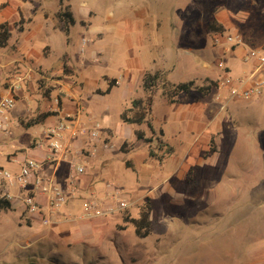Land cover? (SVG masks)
<instances>
[{
  "label": "rangeland",
  "instance_id": "rangeland-1",
  "mask_svg": "<svg viewBox=\"0 0 264 264\" xmlns=\"http://www.w3.org/2000/svg\"><path fill=\"white\" fill-rule=\"evenodd\" d=\"M105 1L107 5L100 15L101 20L88 18L69 26L65 32V25L57 16L61 9L70 10L65 0L52 6L45 5V0H31L27 3L30 9L26 13L33 17L28 21L20 1L0 0V25H7L10 30L8 46L0 47V53L7 61L10 56L20 59L27 56L20 57L16 47L30 24V32L34 34L24 44L30 51V60L48 76L56 79L65 76L66 81L72 83L76 82L75 76L71 75L73 70L62 75L59 68L70 62L84 83L81 99L85 106L84 117L91 115L101 123L100 137L106 128L115 132L114 140L107 142L114 145L110 151L116 156L112 160L115 174L97 179L98 156L102 152L98 147L90 159L95 167L88 170V176L99 180L97 184L104 188L109 198L119 192L120 199L129 203L143 201L149 196L154 217L158 210L163 211L165 218L177 217L180 221L168 219L170 225L166 227L156 220L157 233L153 228L151 236L140 239L135 234L134 225L125 221L127 212L133 207L129 206L124 210L127 212L122 211L125 213L123 218L117 213L110 216L108 225L92 235L98 250L85 244L75 247L79 255L76 260L74 254L69 255L71 251L65 252L73 249L72 244L61 245L59 242L62 249L53 245L57 242L55 231L45 218L28 219L26 209L19 208L20 203L15 201L11 210L0 212V264H264V96L257 102L231 101L219 116L214 117L217 110L212 109L215 103L211 95L219 79L226 74L218 64L222 63L230 75L239 77L251 70L252 63L243 59L241 48L223 52L220 47H215L214 33L207 29L210 21L215 20L222 24L224 29L221 32L240 34L250 45L264 46V0ZM93 2L73 0L75 8L81 6L85 10H90ZM142 3L149 9L160 5L159 20L155 23L161 35L162 63L158 54L152 51L160 45L152 29L148 35L139 34L138 29L144 25L137 16V8ZM40 16L42 20L35 22L34 18ZM49 26L54 31H47ZM82 38L87 39L83 54L80 52ZM142 41L144 45H141ZM156 70L162 75L154 89L152 117L148 118L155 128L164 131L165 136L163 138L159 130L153 133L147 124L142 125L140 130L153 142L141 141L131 153L129 158L133 160L128 165L132 168L135 165L136 170H133L126 167V154L121 151L135 149L132 143H122L126 141L127 131L137 126L123 123L121 115L135 98L146 99L148 94L140 85L142 73L155 74ZM114 80L116 83L110 89ZM189 81H194V89L186 94L189 98L194 101L201 97L207 99L208 105L212 106L208 109L213 110L210 116L214 117L213 120H231V123L225 121L221 133L214 135L210 143L214 149L218 148L223 163L227 162L224 167L222 162L214 165L216 156L209 155L210 149L204 151V156L211 161L193 169L188 165L191 162V158L187 160L189 148L196 147V132H188L187 108L168 103L163 97V87L164 84ZM186 95L181 97L182 100ZM44 130L45 126L40 124L22 132L27 143H38L45 139ZM135 139L133 134L129 141ZM163 140L172 149L167 151ZM149 145L157 158L146 154L145 148L149 149ZM196 152L194 158L199 154ZM164 155L160 174L152 177L149 172L158 162L156 159L163 160ZM5 156L11 157L10 153ZM142 162L149 164L145 166ZM192 162L195 163L196 159ZM222 167L225 168L224 175H221ZM187 170H190V189L178 187L166 191L168 182L165 180L171 177L169 184L176 183L178 175ZM216 184L218 188L212 190ZM10 191L14 193L0 180V198ZM111 203L115 206L118 201L112 200ZM133 213L136 214L137 210ZM155 234H159V242ZM49 238L54 239L52 243ZM172 240L176 243L174 246ZM152 242L157 244L151 250L145 244Z\"/></svg>",
  "mask_w": 264,
  "mask_h": 264
},
{
  "label": "crops",
  "instance_id": "crops-1",
  "mask_svg": "<svg viewBox=\"0 0 264 264\" xmlns=\"http://www.w3.org/2000/svg\"><path fill=\"white\" fill-rule=\"evenodd\" d=\"M15 1H20L22 5L24 17L26 18L27 21L33 17L26 13V11L30 9L28 8L30 7V4H27V3H30V1L28 2H24L22 0H15ZM56 2H58V4H56ZM65 2L70 7L69 11L72 13L73 18L75 20L74 25H76L78 22L80 23L81 21H86L88 20V18H91V19L95 18V19L101 20L100 15L105 11V6L107 5V2L105 0H94V2L92 3L91 9L85 10L81 6L80 7L77 6L78 9L75 8L73 4V0H65ZM45 3H46L45 5H50V6L59 5L60 0H45ZM159 6H160L159 4H156L154 5L152 9H149L148 7L144 6V3H142L140 7L137 8V16L140 20H143V25H144L142 29H138L140 36H142V34L148 35L150 30L152 29L151 31L155 34V36L159 40V44H160L159 47L157 48V50L153 49L152 51L158 54L159 56L158 59L162 63L161 35L155 23V21L159 20V17H158ZM58 13L59 12H57V16H58ZM37 15H41V14H37ZM41 17L42 16H40L39 19L34 18V21L36 22L37 20H42ZM29 25L30 24H28L27 28L25 29V34L22 36L20 40L19 47H16V50L19 52V56L21 57L22 55L26 54L27 55L25 56L26 58L22 57L23 59H20L19 57L14 58L11 56L9 58L8 56L9 61H7V59H5L6 56H4L3 53H0V98L3 97L4 95L13 94L17 102L15 108L11 110L8 114L9 131L0 138V145H1L0 146V167L5 168L13 173H17L19 172L24 160L28 158H32V159H35L43 163V168L41 169V173L46 176H52L54 180L56 181V183L62 188V190L68 197V202L62 208L59 214L56 217H54L53 223L49 225L50 227L54 229L55 231L54 239L57 240V242H54L53 245L62 249L63 247H60L59 242H61V245L72 244L74 246L73 249L72 250L67 249L65 250V252L68 250L71 251L69 252V255L72 256L74 254L73 258L77 260L79 258V255H77L75 251V247L80 244H85L88 248H92L93 250H98L97 246L94 245V241L92 240L93 238L92 235L96 233V230L104 229L108 225L107 219L110 216L104 217V218H98V219H94L90 221L75 220L74 218H77L81 214L83 202L85 200L83 198L85 196L94 194L95 196L98 197V199L104 205L112 204L111 197L109 198L106 195L104 188L101 185L97 184V181H99L97 179H103V178H107L110 176L112 177L115 174V167L112 164V160L116 159V156L110 150L103 149V144L105 142L111 143L114 140L115 132L110 128H106L105 134L102 137H100L98 141H92L88 134H86L85 136L79 137L77 139H70V140L68 139V141L66 140L65 146L67 147L66 149L67 158L64 161L60 162L57 166L51 165L50 162L46 161V156H47L46 149L38 148L36 146L37 143L35 141H30L28 143L25 141V134L24 132H22V130H30L34 126L43 124L45 126V130H44V134H45L49 126L54 125L55 123L60 121L66 114H72V115L77 116L80 119V121H82V124L86 127V129H91L93 126V121H98L94 119V117L91 115L90 116L87 115L86 118L84 117L85 106L83 105V101L81 100L82 92L84 90L83 89L84 83L79 79L77 70L70 65V62L69 64L67 63L65 65L72 68L73 70V73L71 75L75 76L76 82L72 81V83H69L68 81H66V79L64 78L65 76L64 77L61 76V78L59 79L53 78L52 76H48L47 73L40 71L39 68L36 67L35 63L30 60L29 58L30 51L27 50L26 46L24 45L25 42L29 40V36L34 34V32L32 33L30 32L32 29H30L31 25L30 26ZM129 28L133 29V27H129ZM144 29L145 31H142ZM46 30L49 32L54 31L51 28V26H49ZM64 30L65 29H63V31ZM29 32L30 34L27 35V33ZM144 44L145 43L142 41L141 45H144ZM7 46H8V41H7L6 46L1 47V48H5ZM167 49H168L169 54L171 55V50H169L170 49L169 46H167ZM243 52H244L243 55H245V50H243ZM168 58L169 57H167V59ZM204 65H206V63L203 64V66ZM59 68L63 75L65 73L64 64H62V67H59ZM158 70H156L155 73H157ZM11 72H12V77L10 78ZM26 74H28L27 78L24 79V76ZM145 74L147 73H142V76H141L142 82L140 85H143V78ZM16 81L18 82V84L13 89V84ZM7 82H10V83L7 84ZM81 82L83 83V86H81ZM186 94L188 93H185V92L180 93L178 97L176 98L175 103L170 102V100H168L164 95L163 97L166 99V101H168V103L172 105H176V106L181 105V107L187 108L186 109V112L188 114L187 120L190 126V130L188 132L189 134H193L194 132H196L195 133L196 147L193 150H192V146L189 148V156L187 158V160L191 158V162L188 165H191L192 167L189 166L188 168L191 167V169H193V167L195 166H197L198 168L199 166L204 165L208 163L209 161H211V158L207 159L204 156V151L207 152V150L209 149H210L209 155L216 156L214 160V165L215 166L216 164L219 165L221 164V162L223 163V161L220 159V153L217 150L218 148L217 149L215 148L214 149L215 151H212L213 146L211 147L210 143L212 144L213 142L212 137L214 135H216L217 133H221L223 126L225 124V121H227L228 123H231V120L216 121V120H213V118L216 116H219L228 106L225 109H221V104L215 100V96L217 94L216 90H213V93L211 95L215 103V108L208 105L207 99H204L203 97H201L200 100L198 101H194L192 98H189ZM183 95H186L185 100H182L183 98H181ZM263 96H264V93L260 98H257V99L238 100V101L257 102ZM130 105L131 106L127 107L126 109L131 108L132 104ZM208 107H212V109L217 110L213 118L210 117L212 116L211 112H213V110L212 109L209 110ZM149 116L152 117V113ZM127 125H130L132 127L137 126V128L134 129L133 127L127 131L126 137H125L126 141H124L122 144L126 142L132 143L135 145V149L130 150V151L123 150L121 152L126 154V157L124 158L126 167L131 168V169L134 168L133 170H136L135 165L132 168L131 167L132 165L131 166L128 165V162L133 160V159H130L129 156L131 155V153H133L136 150V148L139 147L140 145L139 142L142 141L137 138L136 133L137 131L144 133L143 131L140 130L143 124L142 125L127 124ZM152 128L153 130L151 128L150 129L151 131H153V133L155 130H159L155 128L153 125H152ZM159 131L162 132V137L164 138L165 136L164 131L162 129H160ZM133 134L135 135L136 139L134 141H129V139L132 138ZM46 141L47 139L45 135V139L43 142L46 143ZM163 143L167 151L172 149V148H169L170 146H168L165 140H163ZM148 144H151V143H148ZM219 144L220 143H218V146ZM98 147H99V151H102V152L99 153V156H98L100 158V161L97 164L98 168L96 169V171L98 172H97V179H96V177L92 178L88 176V170H90V168L94 169L95 167L94 164L90 161V159L91 157L94 156L93 154L95 153L96 148L98 150ZM150 149H151L150 145H149V149L145 148V150H147L146 154L149 155ZM198 150L199 152H196ZM167 151L165 152V154L167 153ZM195 152L199 154H197L196 157L194 158L193 154ZM6 153H10L11 157L9 159L7 158V156H5ZM228 156H230V154H228ZM150 158H153V157H150ZM229 158L230 157H228V159ZM85 159L89 160L90 162L88 161L87 162L88 164H87L86 162H84ZM193 159H196L195 163L192 162ZM156 160L158 162L155 163V165H153L152 171L149 172L151 173L152 177L160 174V168L165 162V155H164L163 160H158V159ZM75 161H77L80 165H82L86 170L85 174H83L81 177L77 179L76 186L73 183L74 170L71 166V162H75ZM226 163L222 164L223 167L224 165L226 166ZM142 164L147 166V164L149 163L142 162ZM8 167H11V169H8ZM148 167L150 166L148 165ZM190 170L181 172L178 175L179 181H177L176 183L169 184V182H171V177L168 179V181L166 179L165 183L168 182L167 183L168 188L166 189V191H171L178 187H183V188L186 187L187 189H190L189 181L191 180L188 178ZM223 170L221 171V175L225 174V168H223ZM175 176L176 175H174V179H175ZM216 188H218L217 184L215 185V188L213 186L211 189L214 190ZM12 190H14V193L16 195H19L21 191V189L19 188H13ZM41 200L43 201V199ZM146 201L150 202L151 208H152L151 210L152 230L153 228H155L154 231L156 230V227H155L156 220L159 222H163L166 227H169L170 225L168 219L174 220L177 223L178 221H180V218H177V217L165 218L163 211H158V210L155 211V217H154L152 198L149 196L145 197L143 201L135 200L134 202L132 201L129 202V206L130 207L133 206V207L129 212L127 211H124V212H127V215L131 214L132 215L131 218H137L139 214L138 206H140ZM17 202L20 203L18 205L19 208L24 207L21 200H17ZM135 209L137 210L136 214L133 213ZM124 212H120L117 214L123 218ZM26 213H27L28 219L30 220L33 218H37V216L30 215L28 212ZM117 214H114V215H117ZM157 215L159 216L156 217ZM69 218H71V220H68ZM32 221H35V220L33 219ZM180 227L182 228V225ZM119 228L124 229V227H119ZM155 233L157 232L155 231ZM151 234L149 236H151ZM155 238H159L157 239V242L161 240L159 234H155ZM54 239L49 238L50 240L49 242L52 243L51 241ZM174 240L177 241V239H174ZM174 240H172L173 246L176 244ZM154 244L156 245L157 243L152 242V243H147L145 245L148 246L149 249L151 248L152 250Z\"/></svg>",
  "mask_w": 264,
  "mask_h": 264
},
{
  "label": "built area",
  "instance_id": "built-area-1",
  "mask_svg": "<svg viewBox=\"0 0 264 264\" xmlns=\"http://www.w3.org/2000/svg\"><path fill=\"white\" fill-rule=\"evenodd\" d=\"M215 47H220L223 52H233L236 49L245 50L243 59L252 63L251 70L243 76H232L222 63L218 67L226 74L219 79L216 85L215 100L221 104V109H225L234 100H253L260 98L264 93V46L258 47L250 45L240 34L228 32H217L213 34ZM87 39H81V54L84 53ZM26 74L24 79L27 78ZM17 84H13V89ZM222 91V92H221ZM16 99L13 94L4 95L0 98V138L9 131L8 114L16 106ZM102 125L98 121H93L91 129H86L80 119L72 114H66L60 121L47 128L46 143L38 142L37 147L46 149V161L51 165L57 166L67 158L65 141L77 139L89 135L92 141L100 139ZM106 150L114 149V145L105 142ZM74 170V181L85 174V168L77 161L71 162ZM43 163L35 159L24 160L19 172L13 173L0 167V180L5 182L8 188L21 189L19 195L12 191L4 194V198L12 203L21 200L26 211L33 216L44 217L47 224L53 223L65 204L68 197L62 188L56 183L52 176L41 173ZM43 199V201L41 200ZM111 200L118 203L104 205L94 194L83 202L82 212L75 220L90 221L98 218L112 216L120 213L129 207L125 199H120L119 192L111 196ZM68 220H71L69 218Z\"/></svg>",
  "mask_w": 264,
  "mask_h": 264
},
{
  "label": "trees",
  "instance_id": "trees-1",
  "mask_svg": "<svg viewBox=\"0 0 264 264\" xmlns=\"http://www.w3.org/2000/svg\"><path fill=\"white\" fill-rule=\"evenodd\" d=\"M24 2H28L31 0H22ZM58 17L63 21L65 25V31L67 32L69 29V26H72L75 24V20L73 18V15L68 10H60L58 13ZM207 29L210 33H217L223 31L222 24H219L215 20L210 21V23L207 26ZM10 36V30L7 25H0V47H4L7 44V41ZM69 70L72 71V68H68L67 65H64V72L68 73ZM161 73L157 72L155 74H145L143 78V88L148 94L146 99L143 98H136L132 101V107L129 109H126L122 115L121 119L123 123L126 124H136V125H142V124H148V126L153 130L152 124L150 120L148 119V116L152 113V106H153V99H154V89L157 86V83L161 79ZM116 83V80H114L111 85L114 86ZM194 88V81H189L185 83H180L177 85H170V84H164L163 87V95L170 100V102L175 103L176 98L180 93H189ZM108 90V92L110 91ZM207 91H210L209 88H205ZM204 90V89H203ZM137 138L139 140L145 141L147 143H152L153 139H146L144 136V133L137 131L136 133ZM212 151H215L214 148H212ZM150 157H156L157 154L150 149L149 151ZM13 208V203L6 198H0V212H7ZM139 214L137 218H131L129 215L125 216V221L127 223L133 224L135 227V233L136 236L144 239L147 238L151 232H152V221H151V204L149 201L144 202L140 206H138Z\"/></svg>",
  "mask_w": 264,
  "mask_h": 264
}]
</instances>
